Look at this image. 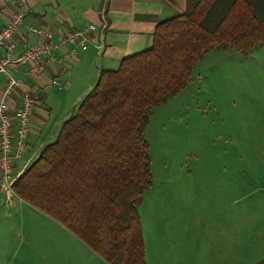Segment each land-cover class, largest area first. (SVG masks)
<instances>
[{
    "label": "trees",
    "instance_id": "1",
    "mask_svg": "<svg viewBox=\"0 0 264 264\" xmlns=\"http://www.w3.org/2000/svg\"><path fill=\"white\" fill-rule=\"evenodd\" d=\"M264 45V0H188L157 27L153 46L101 73L57 140L12 189L110 264H147L139 215L153 184L150 114L191 81L215 49Z\"/></svg>",
    "mask_w": 264,
    "mask_h": 264
},
{
    "label": "crops",
    "instance_id": "2",
    "mask_svg": "<svg viewBox=\"0 0 264 264\" xmlns=\"http://www.w3.org/2000/svg\"><path fill=\"white\" fill-rule=\"evenodd\" d=\"M19 3L28 11L16 35L19 44L16 54L35 46H50V50L27 66L8 68L21 82L11 95V105L18 107L26 90H32L40 100L31 115L27 150L14 163V180L57 140L65 121L77 111L103 71L116 70L123 59L150 49L159 24L185 13L188 7V0H20ZM16 9L17 5L12 4L0 7V31ZM89 25H95V29L86 31ZM35 27L42 32H32L31 28ZM76 30L84 31L86 50L79 44L61 46L66 33ZM0 55H6L2 46ZM51 55L54 61L48 59ZM42 59L47 61L43 73L30 75L29 67ZM5 84L0 74V94ZM144 205L142 198L138 210L147 264H264V246L261 248L258 243L260 235H252L247 240L249 244H245L249 234L244 233V218L232 222L234 232L229 234L227 230L197 234L193 231V220L166 217L158 204H155V214L150 213L151 218L144 217ZM53 219L18 196L12 183L3 182L0 176L3 264L7 260L9 264H35L37 256L42 258V264H110ZM249 221L254 222L251 218ZM224 222L227 224L228 220ZM23 224L27 231L37 226L43 246L35 247L34 238L31 247L21 258H16L18 248L12 247V231L17 228L19 234L23 233ZM20 237L22 242L26 241L23 235ZM53 242H59V248Z\"/></svg>",
    "mask_w": 264,
    "mask_h": 264
},
{
    "label": "rangeland",
    "instance_id": "3",
    "mask_svg": "<svg viewBox=\"0 0 264 264\" xmlns=\"http://www.w3.org/2000/svg\"><path fill=\"white\" fill-rule=\"evenodd\" d=\"M145 135L153 184L143 195L144 217L158 204L166 217L193 220L197 234H229L232 222L244 218L245 244L258 234L264 246V45L248 54H205L190 83L150 114ZM22 228L12 231L16 258L34 238L35 247L43 246L37 226ZM2 257L0 249V264Z\"/></svg>",
    "mask_w": 264,
    "mask_h": 264
},
{
    "label": "built area",
    "instance_id": "4",
    "mask_svg": "<svg viewBox=\"0 0 264 264\" xmlns=\"http://www.w3.org/2000/svg\"><path fill=\"white\" fill-rule=\"evenodd\" d=\"M20 0H0V7L9 4L17 5L8 24L0 31V47H4L6 55H0V74L4 76L6 84L0 94V176L3 182L13 184L14 163L27 150V136L30 130L31 115L39 103V97L32 90H26L20 100L18 107L12 106L10 98L21 82L12 75L8 68L18 67L19 65H29L36 59H41L49 52L50 46H35L27 49L22 54L17 55L18 41L16 35L24 21L26 7L21 6ZM95 29V25H89L86 31ZM32 32L41 33L40 28H31ZM79 44L83 50L88 48L87 37L84 31H70L63 37L61 46L65 44ZM55 60L54 56L48 58ZM47 66V61L43 59L40 63L29 67L28 72L32 76L43 73ZM53 83L58 84L57 80Z\"/></svg>",
    "mask_w": 264,
    "mask_h": 264
}]
</instances>
